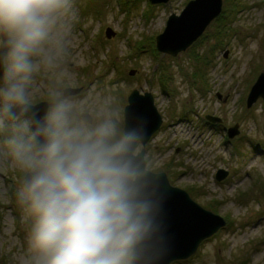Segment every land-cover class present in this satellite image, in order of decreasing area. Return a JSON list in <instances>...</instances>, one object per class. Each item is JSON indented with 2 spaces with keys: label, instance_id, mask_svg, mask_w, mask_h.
Instances as JSON below:
<instances>
[{
  "label": "rangeland",
  "instance_id": "1",
  "mask_svg": "<svg viewBox=\"0 0 264 264\" xmlns=\"http://www.w3.org/2000/svg\"><path fill=\"white\" fill-rule=\"evenodd\" d=\"M190 1L74 0L61 29L63 55L33 75V105L49 103L52 91L81 88L69 98L94 120L112 110L123 115L134 90L151 93L163 123L146 155L172 186L227 222L194 256L172 264H264V100L248 107L264 73V0H223L221 15L192 47L177 57L158 52L169 18ZM236 125L240 133L230 139ZM219 170L228 178L219 182ZM18 186L19 173L0 154V264H20L25 246Z\"/></svg>",
  "mask_w": 264,
  "mask_h": 264
},
{
  "label": "clouds",
  "instance_id": "2",
  "mask_svg": "<svg viewBox=\"0 0 264 264\" xmlns=\"http://www.w3.org/2000/svg\"><path fill=\"white\" fill-rule=\"evenodd\" d=\"M74 0H0V154L19 173L20 264H162L166 190L143 152L147 122L94 120L59 91L33 110V75L64 52Z\"/></svg>",
  "mask_w": 264,
  "mask_h": 264
},
{
  "label": "water",
  "instance_id": "3",
  "mask_svg": "<svg viewBox=\"0 0 264 264\" xmlns=\"http://www.w3.org/2000/svg\"><path fill=\"white\" fill-rule=\"evenodd\" d=\"M169 1L150 0L153 5L166 4ZM222 11L223 0L190 1L180 16L172 15L169 18L165 31L157 38L158 51L173 57L187 51L221 15ZM106 34L110 39L116 36L111 28L107 29ZM227 55L228 52L225 56ZM134 74L135 72H131V75ZM79 93L80 90L73 89L64 91L66 97ZM261 98L264 100V73L260 75L251 89L248 107L251 108ZM47 106L48 102H42L33 105V110L43 112ZM137 118H143L147 122V141L143 146V152L146 154V145L163 123V118L155 106V99L151 93L141 95L135 90L130 95L129 105L125 109V119L131 123ZM85 120L91 121L92 118L86 115ZM207 120L212 123L221 122V119L213 116H208ZM238 134V126L229 130L230 138ZM160 175L166 190L163 218L169 240L168 251L162 264H172L194 256L200 245L224 228L227 222L221 216L202 208L185 190L172 186L166 173H160ZM228 175V172L221 170L217 174V180L223 181Z\"/></svg>",
  "mask_w": 264,
  "mask_h": 264
},
{
  "label": "flooded vegetation",
  "instance_id": "4",
  "mask_svg": "<svg viewBox=\"0 0 264 264\" xmlns=\"http://www.w3.org/2000/svg\"><path fill=\"white\" fill-rule=\"evenodd\" d=\"M67 89L80 90V93H81V91H82L81 88H80V89L67 88ZM67 89H64V90H63V95H64V91L67 90ZM80 93H79V94H76V95H71V96H69V97H75V96H78V95H80ZM146 93H149V92H146ZM146 93H144V94H146ZM144 94L141 93V95H144ZM69 97H68V98H69ZM126 103H127V106H128V105H129V98H128V100H126ZM127 106H126V107H127ZM155 106H156V105H155ZM125 109H126V108H125ZM124 113H125V111H124ZM86 115H89V114H84V115H83V119H85V116H86ZM89 116L92 118L91 115H89ZM208 116H211V115H208ZM208 116H206V120H207V117H208ZM213 117H215V116H213ZM216 118H218V117H216ZM219 119H221V118H219ZM92 120H93V118H92ZM207 121H208V120H207ZM209 122H210V121H209ZM211 123H212V122H211ZM221 123H222V119H221V122H220V123H214V124H221ZM236 126H238V128H239V125H236ZM236 126H233V127H231V128H234V127H236ZM231 128L228 129V137H229V130H230ZM160 129H161V128H160ZM160 129H159V130H160ZM159 130H158V131H159ZM158 131H157V132H158ZM239 133H240V131H239ZM237 136H238V135H237ZM152 137H153V136H152ZM235 137H236V136H235ZM235 137H234V138H235ZM229 138H230V137H229ZM234 138H230V139H234ZM151 139H152V138H151ZM148 143H149V142H148ZM143 148H144V147H143ZM146 152H147V150H146ZM219 171H221V170H219ZM219 171H218V172H219ZM223 171H226V170H223ZM218 172H217V174H218ZM226 172H228V171H226ZM163 173H164V172H163ZM228 173H229V172H228ZM228 176H229V175H228ZM227 178H228V177H227ZM227 178H226V179H227ZM216 179H217V175H216ZM170 184H171V183H170ZM186 192H187V191H186ZM187 193H188V192H187ZM188 194H189V193H188ZM190 197H191V196H190Z\"/></svg>",
  "mask_w": 264,
  "mask_h": 264
}]
</instances>
